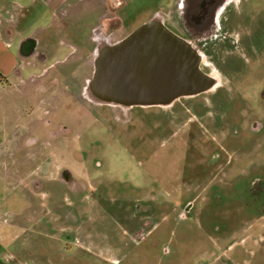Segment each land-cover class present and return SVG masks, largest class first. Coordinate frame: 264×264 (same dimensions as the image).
I'll list each match as a JSON object with an SVG mask.
<instances>
[{
  "label": "rangeland",
  "instance_id": "obj_1",
  "mask_svg": "<svg viewBox=\"0 0 264 264\" xmlns=\"http://www.w3.org/2000/svg\"><path fill=\"white\" fill-rule=\"evenodd\" d=\"M126 1L119 25L110 19L117 11L101 20L112 40H121L155 14L166 21L173 14L171 0ZM83 5L64 18L67 27L39 30L52 40L41 44L51 56L38 62L40 67L25 68L36 74L6 82L8 89L0 92V175L18 185V190L0 192V264H198L211 244L205 232L218 231L215 226L222 223L221 262L240 264L227 256L234 241L244 243L245 226L233 228L230 202L218 211L207 198V187L215 179L227 188L224 192L229 189L234 95L254 104L253 111L238 110L243 134L248 121L263 118L256 95L264 86V58L236 65L229 59V47L214 46L203 53L202 65L219 76L221 85L213 91L180 98L171 106L97 104L84 95L93 67L86 47L92 26L97 37L103 4L95 0ZM48 11L41 18L46 24ZM35 24L30 23L28 33ZM60 39L71 41L66 43L78 47L77 53L72 55L73 48L63 47ZM81 49L86 51L81 54ZM219 145L222 163L215 171L205 165L203 182L200 163ZM62 170L93 183V188L76 200L64 189ZM193 198L192 215L181 221L186 202ZM154 224L155 232L139 242ZM156 235H163L159 244ZM261 243V235L250 240L252 252L261 250ZM254 253L253 264H264L262 255Z\"/></svg>",
  "mask_w": 264,
  "mask_h": 264
},
{
  "label": "flooded vegetation",
  "instance_id": "obj_2",
  "mask_svg": "<svg viewBox=\"0 0 264 264\" xmlns=\"http://www.w3.org/2000/svg\"><path fill=\"white\" fill-rule=\"evenodd\" d=\"M171 2V6H173V14L167 21L164 20L165 24L170 30L197 46L202 53L211 52V48L214 46H219L220 50L223 46L229 47L231 52L229 59L236 65L238 64V61L254 62L257 60L259 61L260 58H264V0H171ZM101 3L103 4V9L100 21L104 18L109 20L110 13L117 11L118 13L114 14L113 18L110 19L115 20V22L112 21V25H119L118 22L121 20V9L126 6L127 1L101 0ZM68 16V14L62 13L56 26L60 27L63 25L64 27H67L64 18L67 19ZM104 29V24L101 21V25L96 29L98 32L96 37L94 36L95 30L92 26L93 33L90 37V42L86 47V49H88V54L86 56L89 55L93 62L90 78L94 71V60L97 49L118 41V39L112 40L110 35L107 37L105 34L107 32H105ZM48 41L52 42L50 38L40 40V38L29 37L22 40L19 45L21 56L24 58H33L39 63L47 62L51 55H48V52L42 49L43 46L41 44L42 42ZM60 41L63 47L73 48L72 55L77 53L78 47L74 48L65 41L61 39ZM82 43L83 42L81 41L76 42L79 46L82 45ZM86 49H81V54L83 51H86ZM220 54L221 52H217V55L220 56ZM70 55L71 54L66 55L64 57L65 60L68 59ZM204 62L205 60H203L202 65ZM261 72H264V61ZM90 78L86 80V84ZM54 79L57 81L58 77ZM220 85L221 83L219 80V84L213 89L190 97H196L208 93L215 90ZM256 96V100L260 103V106H262L261 109L264 111V86L259 90V93ZM86 97L90 99L88 96ZM232 99L233 102L231 103L230 109L233 118L231 119L232 133L230 135L231 146L229 147L231 155L229 157V163L232 165L231 182L228 192H224L227 188H221V184L214 179V182L210 183L207 187L209 189L207 198H211L214 201L216 208L220 212L223 208L222 203L229 201V207L234 214L233 228L245 226L243 233L244 238H242L244 239V243L241 242L242 240L234 241V243L229 246V249L231 250L229 252L230 255L227 256L229 260L234 263L253 264L250 254L256 251L252 252L253 250L251 246H249L250 240L257 235L264 236V113L263 118L249 119L250 121H248L245 130L246 134H243L239 129L237 117L238 110L246 108L249 111H253L254 104L252 101L247 102L246 97L242 96L240 93H236ZM220 103V105L223 104V102ZM61 126L67 128L66 124L59 123L58 127L60 128ZM259 139L260 141L257 143V140ZM216 148L219 150L214 151L213 153L211 152L207 159L203 157V161L200 163L203 168L200 170L201 174H199L202 177L203 182L205 179L204 174L206 172L205 165L210 166L209 170L211 169L215 171V169L219 168L222 163L221 160H223V155L221 145ZM217 176L218 175H215V177ZM61 179L64 180V189L69 190L70 193L72 192L73 197L77 198L76 200L79 199L78 197L81 192H86L93 188V183L86 182L82 179L78 181L74 178L73 174L67 170L61 171ZM135 206L136 209H140L142 204L141 202H137ZM194 207V198L186 202V205L180 214L181 221L187 220L190 215H192ZM142 211L143 207L141 209V212ZM247 222H249V224ZM222 224H216L215 228L218 231L209 230L205 232V235L210 240L211 244L206 247V252L204 251L203 253L205 256L199 255L198 264H222V251L220 250L221 243L219 241L222 234L219 229L222 227ZM256 228L260 229L258 230V233H255ZM156 229L157 224H154L152 230L149 232L144 231L143 234L140 235L142 238L139 242H144L147 235L149 236L153 231L155 232ZM156 237V243L159 244L163 235H156ZM212 238L213 240H211ZM258 247H261L262 249H258V252L254 254L258 256L262 255V258L264 259V244L261 243ZM164 251H169V248L164 247Z\"/></svg>",
  "mask_w": 264,
  "mask_h": 264
},
{
  "label": "water",
  "instance_id": "obj_3",
  "mask_svg": "<svg viewBox=\"0 0 264 264\" xmlns=\"http://www.w3.org/2000/svg\"><path fill=\"white\" fill-rule=\"evenodd\" d=\"M202 62L200 49L155 14L121 40L97 49L85 95L126 109L169 106L218 85V77L205 71Z\"/></svg>",
  "mask_w": 264,
  "mask_h": 264
},
{
  "label": "crops",
  "instance_id": "obj_4",
  "mask_svg": "<svg viewBox=\"0 0 264 264\" xmlns=\"http://www.w3.org/2000/svg\"><path fill=\"white\" fill-rule=\"evenodd\" d=\"M93 1L95 0H0V92L8 89L6 82L10 80H22L24 77L36 74L35 70L26 71L28 65L40 67L36 60L21 56L19 45L22 40L29 37L45 39V35L38 34L40 29L45 32L53 28L59 22L62 13L68 15L74 11L76 13L81 9V5ZM45 8L49 9L51 16L48 24L43 23L41 19ZM30 14L33 15L32 19ZM32 21L36 24L33 31L28 33V26ZM68 23L66 20L67 25ZM65 42L71 41L66 39ZM14 189L18 190V185H11L6 177L0 175V192ZM3 200L4 196L0 195V205Z\"/></svg>",
  "mask_w": 264,
  "mask_h": 264
},
{
  "label": "bare ground",
  "instance_id": "obj_5",
  "mask_svg": "<svg viewBox=\"0 0 264 264\" xmlns=\"http://www.w3.org/2000/svg\"><path fill=\"white\" fill-rule=\"evenodd\" d=\"M203 60H204V57H203ZM218 84H219V82H218Z\"/></svg>",
  "mask_w": 264,
  "mask_h": 264
}]
</instances>
